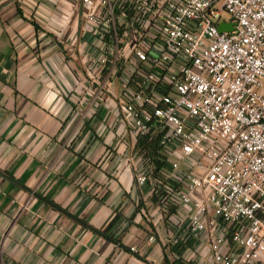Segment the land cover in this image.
I'll list each match as a JSON object with an SVG mask.
<instances>
[{"label": "built area", "instance_id": "1", "mask_svg": "<svg viewBox=\"0 0 264 264\" xmlns=\"http://www.w3.org/2000/svg\"><path fill=\"white\" fill-rule=\"evenodd\" d=\"M74 1L91 83L122 81L114 111L136 143L134 186L163 216L174 208L169 245L193 239L205 264H264V0Z\"/></svg>", "mask_w": 264, "mask_h": 264}, {"label": "crops", "instance_id": "2", "mask_svg": "<svg viewBox=\"0 0 264 264\" xmlns=\"http://www.w3.org/2000/svg\"><path fill=\"white\" fill-rule=\"evenodd\" d=\"M83 25L74 0H0V264L172 262L181 227L134 186L122 81L91 83ZM192 248L183 261L205 264Z\"/></svg>", "mask_w": 264, "mask_h": 264}, {"label": "trees", "instance_id": "3", "mask_svg": "<svg viewBox=\"0 0 264 264\" xmlns=\"http://www.w3.org/2000/svg\"><path fill=\"white\" fill-rule=\"evenodd\" d=\"M137 147L139 149H141L142 151H145L146 153H148V155H153L154 152L156 151V147H155V143L154 142H150L148 138H145L141 141H139L137 143ZM155 163V176L156 178L161 181V187L159 186L158 188L161 189L162 188V184L165 185L167 184V181L164 180L163 178V174H162V162L161 160H159L158 158H154L152 159ZM172 185V184H170ZM153 200L156 202L157 200V196H156V193L155 195H153ZM52 208L56 209V210H60L62 211L58 206H56L53 202L51 201H48L47 202ZM174 213V208H171L169 209V212L166 213L165 217L166 219L169 218L170 216H172ZM98 235H101L99 232L95 231ZM108 240L112 241V242H115L118 247L123 250L124 252H127V253H133L130 251V248L129 247H125L123 245H121L118 241L116 240H113L109 237H107ZM195 245V241L193 239H189L187 240L186 242H179L177 243L176 245H173L170 247V250L177 256V259L172 261V262H169L167 259L165 260V264H188L186 262L183 261V259L181 258L182 257V254L188 250V249H191L193 246Z\"/></svg>", "mask_w": 264, "mask_h": 264}, {"label": "water", "instance_id": "4", "mask_svg": "<svg viewBox=\"0 0 264 264\" xmlns=\"http://www.w3.org/2000/svg\"><path fill=\"white\" fill-rule=\"evenodd\" d=\"M219 32H227L233 30L232 24L219 23L217 26Z\"/></svg>", "mask_w": 264, "mask_h": 264}, {"label": "rangeland", "instance_id": "5", "mask_svg": "<svg viewBox=\"0 0 264 264\" xmlns=\"http://www.w3.org/2000/svg\"><path fill=\"white\" fill-rule=\"evenodd\" d=\"M223 19H228L226 14L223 15Z\"/></svg>", "mask_w": 264, "mask_h": 264}]
</instances>
